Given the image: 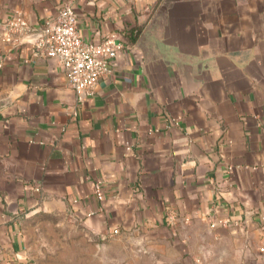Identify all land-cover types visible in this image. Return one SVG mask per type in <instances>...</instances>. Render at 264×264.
<instances>
[{"label":"crops","instance_id":"crops-1","mask_svg":"<svg viewBox=\"0 0 264 264\" xmlns=\"http://www.w3.org/2000/svg\"><path fill=\"white\" fill-rule=\"evenodd\" d=\"M63 4L123 48L79 100L35 35L0 38V264H264V0H0V23ZM39 212L78 221L68 254L32 253Z\"/></svg>","mask_w":264,"mask_h":264},{"label":"built area","instance_id":"built-area-1","mask_svg":"<svg viewBox=\"0 0 264 264\" xmlns=\"http://www.w3.org/2000/svg\"><path fill=\"white\" fill-rule=\"evenodd\" d=\"M0 28V38L11 44L35 35L34 54L58 62L79 100L90 94L92 86L109 70L116 53L123 48L112 33L99 42L84 40L78 31L76 13L69 4L61 5L56 16L39 28L30 25L20 13L0 23Z\"/></svg>","mask_w":264,"mask_h":264},{"label":"rangeland","instance_id":"rangeland-1","mask_svg":"<svg viewBox=\"0 0 264 264\" xmlns=\"http://www.w3.org/2000/svg\"><path fill=\"white\" fill-rule=\"evenodd\" d=\"M77 223L68 214L59 213L39 212L26 219L24 233L32 253L46 258L68 254L71 240L82 237Z\"/></svg>","mask_w":264,"mask_h":264},{"label":"water","instance_id":"water-1","mask_svg":"<svg viewBox=\"0 0 264 264\" xmlns=\"http://www.w3.org/2000/svg\"><path fill=\"white\" fill-rule=\"evenodd\" d=\"M31 39H33V38H31Z\"/></svg>","mask_w":264,"mask_h":264}]
</instances>
